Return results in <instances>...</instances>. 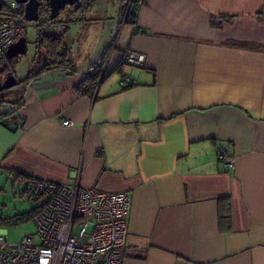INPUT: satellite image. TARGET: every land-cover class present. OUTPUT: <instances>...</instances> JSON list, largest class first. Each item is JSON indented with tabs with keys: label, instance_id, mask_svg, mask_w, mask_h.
Masks as SVG:
<instances>
[{
	"label": "crops",
	"instance_id": "0c3cea01",
	"mask_svg": "<svg viewBox=\"0 0 264 264\" xmlns=\"http://www.w3.org/2000/svg\"><path fill=\"white\" fill-rule=\"evenodd\" d=\"M118 1L97 0L60 32L101 26L108 38ZM133 4L114 54L137 51L145 64L124 82L106 81L120 62L108 66L82 89L86 75L47 61L42 74L52 72L0 118V173L24 190L38 177L127 192L122 264H264V0ZM62 46L74 58L63 36ZM72 62L76 72L96 64Z\"/></svg>",
	"mask_w": 264,
	"mask_h": 264
},
{
	"label": "built area",
	"instance_id": "2783aa9c",
	"mask_svg": "<svg viewBox=\"0 0 264 264\" xmlns=\"http://www.w3.org/2000/svg\"><path fill=\"white\" fill-rule=\"evenodd\" d=\"M21 5L12 0L8 5L11 11L0 14V61L26 34L28 26L36 23L18 13ZM122 61L125 65L143 66L145 55L128 50ZM129 78L124 75L123 82ZM62 124L69 126L72 121L64 119ZM221 159L233 165L231 157L222 155ZM24 194L32 202L43 200L33 217L36 233L18 243L0 234V264H122L131 209L127 192L106 193L78 183L29 177Z\"/></svg>",
	"mask_w": 264,
	"mask_h": 264
},
{
	"label": "rangeland",
	"instance_id": "374dc122",
	"mask_svg": "<svg viewBox=\"0 0 264 264\" xmlns=\"http://www.w3.org/2000/svg\"><path fill=\"white\" fill-rule=\"evenodd\" d=\"M12 0H3L2 3L9 5ZM116 14V13H115ZM115 15L113 16V18ZM116 20L112 24L111 30L114 31ZM75 25V24H74ZM81 25V24H79ZM40 28L36 25H30L27 28L26 38L28 40L27 53L20 56L18 62L15 65V74L21 81L25 80L31 72L36 71V68L41 64L36 60V47L37 38ZM112 31V32H113ZM101 26H95L89 28L88 26H76L70 28V30L63 34V44L65 46H71L74 48V58L78 66H81L84 62L90 64L97 63L104 53L106 46L111 38L110 34L108 38L104 36ZM114 48L111 50V61L107 70V74L110 73L116 64L121 60L119 57V51L114 54ZM113 52V53H112ZM107 58V61L109 59ZM132 67L131 65L123 66V72L127 73V70ZM78 68V67H77ZM122 74L120 72L113 73L108 80H121ZM24 94V88H16L8 97L10 99L21 98ZM2 110H7L3 109ZM43 200L32 202L24 194V186L16 183L12 178L7 177L3 173H0V217H16L19 220L16 223L0 225V234L4 233L7 241L11 243L20 242L25 236L36 233L37 225L33 219L34 209L41 206ZM37 239V236H36Z\"/></svg>",
	"mask_w": 264,
	"mask_h": 264
},
{
	"label": "trees",
	"instance_id": "16d2710c",
	"mask_svg": "<svg viewBox=\"0 0 264 264\" xmlns=\"http://www.w3.org/2000/svg\"><path fill=\"white\" fill-rule=\"evenodd\" d=\"M96 1L97 0H81L75 6H73L74 7L73 10L70 12L67 19L65 20V23L67 24V28L73 23L85 22L87 12L92 10ZM128 2H129V0H125V2L123 3L122 9H124V6H128ZM134 9L132 10V8H131L129 11V14H128V22L129 23L135 22V16H136L135 13L136 12ZM8 11H11V10H9L8 5H6L5 3H2V8L0 10V14L6 13ZM12 12H14V11H12ZM14 13H16V12H14ZM18 13L25 16L23 5H21L20 9L18 10ZM46 13H48L49 16H51L49 9H47ZM118 33L119 32H117V35H116L115 40L113 42V45L115 44V42L117 40ZM38 37H39V41L42 42V44L48 46V48H49V51L47 52V57H48L47 59L49 61L48 65H53L58 70H63V71L69 72V73L76 72V69H75L74 64L72 62L70 50L68 48H63L62 50L60 49V47L62 45V35H56V36H54V35L48 36L47 35L46 36V35H43L42 33H40ZM104 63H105V60L103 61L102 66ZM102 66L95 73L85 74L87 77V81H86L87 83H82L80 85V87L82 89H84V87L86 85H88L90 87H93V86L95 87V85L98 83V78H99ZM122 67H123L122 63L120 62L116 66V69L120 73H122L123 72ZM78 89H80V88H78ZM84 91H86V90H84ZM91 92H93V90ZM1 97L2 96H0V102H1ZM23 99L24 98L21 97V98H18L14 103L11 102V106L14 107L18 111V109L21 108L23 103H24ZM34 210L35 211H34V214L32 217H34L36 215V213L38 211V207ZM19 220H21V219L19 218ZM19 220L16 219V217H7V218L0 217V225L16 223Z\"/></svg>",
	"mask_w": 264,
	"mask_h": 264
},
{
	"label": "flooded vegetation",
	"instance_id": "af4514ba",
	"mask_svg": "<svg viewBox=\"0 0 264 264\" xmlns=\"http://www.w3.org/2000/svg\"><path fill=\"white\" fill-rule=\"evenodd\" d=\"M42 2H43V5L40 8V20L37 21L35 24H30V25H36V27L40 28L38 36L40 33H42L43 35H46V36L47 35L48 36H50V35L56 36V35L64 34V31L60 32L59 27L63 26V28H64V26H65V28L67 29V24L65 23V20L67 19L68 15L70 14V12L73 10L74 7L68 6V7H66L67 11H65L64 15H61L57 18H51V16H49V14L46 13L47 9H49L47 2L45 0H42ZM133 5H135V4H133ZM57 27H58V33L56 30ZM25 35L23 37H25ZM36 42H37L36 60L41 62V64L36 68V71L31 72L25 80H23V81L19 80L15 74V65L18 62L21 55H19L18 57L10 58L9 55L7 53H5L3 55L1 61H0V86L6 84L8 82H13L12 81L13 75L15 76V79L19 82L18 85L14 86L12 88L0 91V96H2L1 102H0V107H3V109L9 108V109L4 110V111L2 110V108H0V113H2V114L3 113L4 114L9 113L15 109L14 107H12L10 105H11V102L14 103L18 99V97L16 99H10L8 96L16 88H19V87H23L24 93H26V89L29 86V84L31 82H33L34 80L38 79V77L42 74V72H44V70H45L44 67L46 68V62L48 61L47 52L49 51V48H48V46L42 44V42L39 41V37L37 38ZM63 48H66V47H63L61 45L60 49L62 50ZM45 59H47V60L45 61ZM15 114H16V112L12 113V115H15Z\"/></svg>",
	"mask_w": 264,
	"mask_h": 264
},
{
	"label": "water",
	"instance_id": "95a60500",
	"mask_svg": "<svg viewBox=\"0 0 264 264\" xmlns=\"http://www.w3.org/2000/svg\"><path fill=\"white\" fill-rule=\"evenodd\" d=\"M2 1L0 0V9L2 8ZM16 2L22 4L24 6V14L25 17L28 21L31 22H37L40 20V8L43 5L42 0H15ZM48 4L49 7V11L51 14V18H57L59 17L63 12L67 11L66 7L68 6H75L78 2H80L81 0H45ZM125 2V0H119L118 1V6H117V11H116V16H115V20H116V24H115V28L114 31L111 35V38L109 40L108 45L106 46L103 55L101 56L100 60L89 70L85 71V72H74L73 74L77 77H82L85 74H92L98 71V69L102 66L103 61L105 60V63L102 66L103 69V75H104V71L107 69V67L109 66V61L111 60V55L109 57V54L111 52V50L114 48V50L116 49V44L113 45V42L115 40V37L117 35L119 26H120V13L123 7V3ZM130 2V0H129ZM128 2V4H129ZM63 35V34H61ZM27 47H28V40L26 37H21L19 39L18 42L14 43L7 51V54L9 55L10 58L13 57H18L19 55H23L25 53H27ZM113 53V52H112ZM108 54V55H107ZM109 57L108 61L107 58ZM122 66H125V64L123 63V61H121ZM51 73L52 70H48L45 73H43L41 76L46 75L47 73ZM13 78V82H8L4 85L0 86V91L5 90V89H9L12 88L16 85L19 84V82L15 79V76H12ZM103 81V77L100 80V83ZM34 82V81H33ZM33 82H31L29 84V86L26 89V93L24 95V99H26L28 92L31 89V86L33 84ZM11 106V105H10ZM17 110L14 109L13 111L6 113V114H2L0 115V118H4V117H10L12 115V113L16 112Z\"/></svg>",
	"mask_w": 264,
	"mask_h": 264
}]
</instances>
